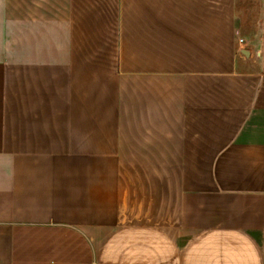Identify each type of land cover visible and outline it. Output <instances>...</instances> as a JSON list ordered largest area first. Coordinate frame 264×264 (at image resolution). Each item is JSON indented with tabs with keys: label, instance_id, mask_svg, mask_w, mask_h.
Instances as JSON below:
<instances>
[{
	"label": "crops",
	"instance_id": "1",
	"mask_svg": "<svg viewBox=\"0 0 264 264\" xmlns=\"http://www.w3.org/2000/svg\"><path fill=\"white\" fill-rule=\"evenodd\" d=\"M237 9L0 0V264H264V19L250 43Z\"/></svg>",
	"mask_w": 264,
	"mask_h": 264
},
{
	"label": "rangeland",
	"instance_id": "2",
	"mask_svg": "<svg viewBox=\"0 0 264 264\" xmlns=\"http://www.w3.org/2000/svg\"><path fill=\"white\" fill-rule=\"evenodd\" d=\"M238 28L239 37H248L250 43L255 40L261 30L264 19V0H238Z\"/></svg>",
	"mask_w": 264,
	"mask_h": 264
},
{
	"label": "built area",
	"instance_id": "3",
	"mask_svg": "<svg viewBox=\"0 0 264 264\" xmlns=\"http://www.w3.org/2000/svg\"><path fill=\"white\" fill-rule=\"evenodd\" d=\"M244 40L243 39H240V42H243Z\"/></svg>",
	"mask_w": 264,
	"mask_h": 264
},
{
	"label": "water",
	"instance_id": "4",
	"mask_svg": "<svg viewBox=\"0 0 264 264\" xmlns=\"http://www.w3.org/2000/svg\"><path fill=\"white\" fill-rule=\"evenodd\" d=\"M246 53H247V51H246Z\"/></svg>",
	"mask_w": 264,
	"mask_h": 264
}]
</instances>
